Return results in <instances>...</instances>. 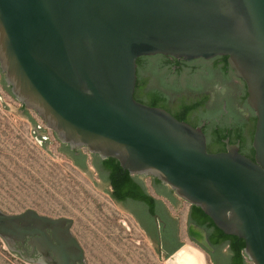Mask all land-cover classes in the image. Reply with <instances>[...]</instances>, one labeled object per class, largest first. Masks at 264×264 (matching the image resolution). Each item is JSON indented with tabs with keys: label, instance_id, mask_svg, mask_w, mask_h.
<instances>
[{
	"label": "water",
	"instance_id": "1",
	"mask_svg": "<svg viewBox=\"0 0 264 264\" xmlns=\"http://www.w3.org/2000/svg\"><path fill=\"white\" fill-rule=\"evenodd\" d=\"M152 55L227 58L256 116L253 160L208 153L200 128L133 98L136 60ZM0 72L59 143L157 180L264 264V0H0ZM72 223L0 210V239L29 238L36 264H85ZM188 236L213 251L204 229Z\"/></svg>",
	"mask_w": 264,
	"mask_h": 264
},
{
	"label": "rangeland",
	"instance_id": "2",
	"mask_svg": "<svg viewBox=\"0 0 264 264\" xmlns=\"http://www.w3.org/2000/svg\"><path fill=\"white\" fill-rule=\"evenodd\" d=\"M0 96L7 106L0 102V210L12 215L32 209L50 218L71 219V233L83 250L85 264H166V255L111 198L106 175L101 178L90 163L88 173L78 169L50 130L45 133L48 143L39 146L29 124L16 113L18 103L1 88ZM30 116L44 127L33 112ZM80 151L90 162L91 154ZM143 183L155 198L160 197L156 192L170 190L148 177ZM172 199L176 205L166 203L178 221L182 246L198 249L210 264L206 252L188 238L189 204L173 193ZM0 264L32 263L10 252L0 239Z\"/></svg>",
	"mask_w": 264,
	"mask_h": 264
},
{
	"label": "flooded vegetation",
	"instance_id": "3",
	"mask_svg": "<svg viewBox=\"0 0 264 264\" xmlns=\"http://www.w3.org/2000/svg\"><path fill=\"white\" fill-rule=\"evenodd\" d=\"M226 59L224 56L188 61L165 55L139 57L136 60V78L139 72L144 83V92L141 98L146 100L153 90H158L168 99V111L175 114L182 112L181 103L195 106L185 114V122L192 127L201 129L205 137L207 152L225 153L227 148L237 147L240 154L247 158H253L252 139L256 116L247 103L245 83L234 75ZM0 77L1 90L19 105L20 110L16 113L29 124L31 136L39 146H45L49 141L45 134L46 128L41 127L30 116L32 111L26 110L11 95L1 72ZM0 102L4 104L1 96ZM139 102L143 104V102ZM4 106L7 107L6 104ZM135 177L144 185L143 176ZM150 179L153 180V178ZM156 194L160 196L156 198L160 204L156 205L157 213L154 214L157 221H154L153 215L152 224L147 221L149 213L147 207L140 201L130 199L123 202L115 201V203L132 218L149 242L165 255L161 246L162 234L167 237L172 236L173 224H166L161 216H167L176 221L177 219L171 215L164 202L159 198H163L171 204L172 200L161 193L156 192ZM190 223L192 222H189L187 218V227ZM175 225L176 237L180 240L178 221ZM28 240L29 238H24L23 242L14 241L13 250L10 252L29 263L36 264L40 256L27 245ZM192 242L196 244L194 241ZM212 249V252H206L210 264H228V258L231 255L225 251V247L220 249L212 247Z\"/></svg>",
	"mask_w": 264,
	"mask_h": 264
},
{
	"label": "trees",
	"instance_id": "4",
	"mask_svg": "<svg viewBox=\"0 0 264 264\" xmlns=\"http://www.w3.org/2000/svg\"><path fill=\"white\" fill-rule=\"evenodd\" d=\"M144 92V83L142 77L138 72L133 98L139 102H143L144 105L149 107H157L164 109L169 114H171L178 121H186L185 114L195 108L193 105H187L186 103H181L182 112L175 114L169 112L167 109L168 99L166 96L158 90H153L148 98L144 100L142 94ZM144 97V96H143ZM140 103V102H139ZM186 123V122H185ZM55 136V135H54ZM56 138V137H55ZM61 152L66 155L73 164L80 169L81 171L88 173L89 163L91 166L98 172V174L103 178V175H106L109 187L111 188L110 195L114 201L123 202L128 200H136L143 203L148 209L147 221L152 224V216L157 213L156 205L160 204L152 195L146 192V189L142 183H140L135 176H131L127 171L123 170L119 163L111 158L100 159L96 155H91V160L88 162V156L82 153L80 150L72 151L67 146H64V150ZM209 153V152H208ZM250 159L253 160L252 157ZM154 180V184L165 187L160 184L157 180ZM168 199H172V191L161 193ZM161 218L166 221V224H173V234L170 237L162 234V249L168 257L174 253L177 249L182 246L181 241L176 237V225L177 221L169 217ZM189 222L197 225L198 227L204 229L207 233L208 243L211 247L215 249H220L227 247L228 253L231 255L228 258V264H247L249 263L246 259L243 249L244 241L234 236H227L218 230L212 223L211 220L197 207L189 206L188 214ZM250 264V263H249Z\"/></svg>",
	"mask_w": 264,
	"mask_h": 264
},
{
	"label": "bare ground",
	"instance_id": "5",
	"mask_svg": "<svg viewBox=\"0 0 264 264\" xmlns=\"http://www.w3.org/2000/svg\"><path fill=\"white\" fill-rule=\"evenodd\" d=\"M166 264H206V260L198 249L184 245L176 255L166 260Z\"/></svg>",
	"mask_w": 264,
	"mask_h": 264
},
{
	"label": "crops",
	"instance_id": "6",
	"mask_svg": "<svg viewBox=\"0 0 264 264\" xmlns=\"http://www.w3.org/2000/svg\"><path fill=\"white\" fill-rule=\"evenodd\" d=\"M153 197H154V196H153ZM154 198H155V197H154ZM155 199H156V198H155ZM159 200L164 202V204H165L166 207L168 208V210H169V212L171 213V215L174 216L173 213L170 211L169 207L167 206L166 200L163 199V198H159ZM167 202H168V201H167ZM175 203H176L175 200H172V204H171V202H169V204H170L171 206L176 205ZM174 217H175V216H174ZM175 218H176V217H175ZM187 218H188V216H187ZM180 241H181V240H180ZM225 250H226V252H228V251H227V247H225ZM247 264H249V263H247Z\"/></svg>",
	"mask_w": 264,
	"mask_h": 264
}]
</instances>
